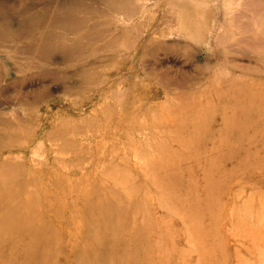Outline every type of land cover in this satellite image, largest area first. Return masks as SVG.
<instances>
[{
	"label": "rangeland",
	"instance_id": "obj_1",
	"mask_svg": "<svg viewBox=\"0 0 264 264\" xmlns=\"http://www.w3.org/2000/svg\"><path fill=\"white\" fill-rule=\"evenodd\" d=\"M259 1L0 0V264H264Z\"/></svg>",
	"mask_w": 264,
	"mask_h": 264
},
{
	"label": "bare ground",
	"instance_id": "obj_2",
	"mask_svg": "<svg viewBox=\"0 0 264 264\" xmlns=\"http://www.w3.org/2000/svg\"><path fill=\"white\" fill-rule=\"evenodd\" d=\"M251 2V0H250ZM260 2V1H259ZM260 5H264L263 4V1H261L259 3ZM242 5V3H241ZM89 199V198H88ZM87 200V199H86ZM90 201V200H89ZM87 202V201H86ZM99 202V201H98ZM97 204V203H96ZM86 205V203H85ZM84 205V206H85ZM90 205V204H89ZM100 205V203H99ZM67 206V205H66ZM98 206V204H97ZM72 207V206H71ZM70 208V206H69ZM82 208V207H81ZM85 208V207H84ZM90 208V207H89ZM88 209V208H87ZM92 209V208H91ZM81 210V209H80ZM78 211V212H81V211ZM84 212V211H83ZM92 210H89L88 209V212H87V215L84 216L82 219H81V223L80 225H78L75 230L72 232L71 230H67L66 231V236H68L69 238H75V236L77 235V232L78 230L84 234H87L88 236V240L84 243H79V244H75V243H71V251L73 254H78L76 256V258H72L74 263L76 262V264H79L78 261L81 260V263H85V264H105L103 263L98 255L101 253V254H104V249H103V244L102 242L103 241H107L106 239V236H107V230L105 228H101L99 227V223L96 221V220H93V219H96L95 217H93L94 215L91 213ZM73 213V212H72ZM100 213V212H99ZM98 213V214H99ZM75 214H77L75 212ZM83 214V213H82ZM81 214V215H82ZM77 215H80L77 214ZM84 215V214H83ZM70 217V216H69ZM80 217V216H79ZM62 219V218H61ZM80 221V219H79ZM25 223V222H24ZM70 223L71 221L70 220H67L66 219V224L67 226H70ZM26 224V227H24V231L26 232L25 234L27 236H24L22 235L24 238H27L29 240H32V236L30 234V228L27 227V223ZM5 227H6V224H4ZM78 229V230H77ZM118 231L120 233H125L126 230L123 228V227H117ZM83 230V231H82ZM42 234H39L38 236L34 237L33 240H32V243L31 241H29L28 243H23V244H19L18 246H11V247H14L15 249H19L20 252H21V257H22V254L25 253L26 251H28L29 249H31V246L32 245V250L35 251V250H40L41 251V254L40 256H43L46 252H45V249L51 244V241H49L47 238H43L40 237ZM44 235V234H43ZM45 236V235H44ZM55 236H58V235H55ZM17 242H15L16 244ZM37 246V247H36ZM47 256H49L47 254ZM95 256L96 259L95 260H92V257L94 258ZM19 257V256H18ZM15 259V258H14ZM13 257L10 256L8 257V261L9 262H13ZM22 259L24 260V258L22 257ZM15 261V260H14ZM20 260V257H19V260L17 261L19 263ZM120 262H123V259H117L115 261V263H108V264H116V263H120ZM16 263V262H15ZM80 263V264H81Z\"/></svg>",
	"mask_w": 264,
	"mask_h": 264
}]
</instances>
